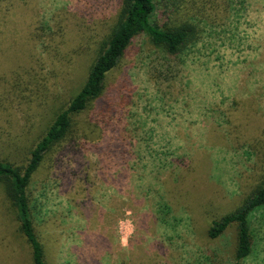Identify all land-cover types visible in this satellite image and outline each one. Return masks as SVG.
<instances>
[{"label": "rangeland", "instance_id": "1", "mask_svg": "<svg viewBox=\"0 0 264 264\" xmlns=\"http://www.w3.org/2000/svg\"><path fill=\"white\" fill-rule=\"evenodd\" d=\"M120 3L0 0L1 158L21 164L47 112L84 83ZM180 6L169 15L197 27L196 44L173 58L137 38L79 133L36 177L50 264L234 263V232L214 241L209 228L264 181V0ZM163 11L159 3L160 25ZM18 229L0 190V264H32ZM252 229L244 264H264V210Z\"/></svg>", "mask_w": 264, "mask_h": 264}, {"label": "trees", "instance_id": "2", "mask_svg": "<svg viewBox=\"0 0 264 264\" xmlns=\"http://www.w3.org/2000/svg\"><path fill=\"white\" fill-rule=\"evenodd\" d=\"M159 3H162L163 14L167 17L163 25L154 20ZM180 7V0H121L114 24L96 44L95 58L84 83L65 103L47 112L49 117L26 144L21 164L14 158L0 157V190L6 198L8 212L19 226V234L31 249L32 264H50L49 249L38 234L37 206L32 197L36 177L47 161L59 154L71 137L79 133V118L97 108L105 97L108 76L117 69L137 38L148 36L157 49L173 58L183 55L196 44L199 39L197 27L184 19V15L175 18L169 15L178 14ZM106 111L103 102L101 113ZM162 210L160 219L166 224L164 219L170 214V209ZM261 210H264V181L240 209L211 223L209 236L214 241L220 240L227 232H234L233 264H244L254 253L252 217Z\"/></svg>", "mask_w": 264, "mask_h": 264}]
</instances>
